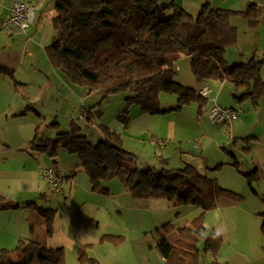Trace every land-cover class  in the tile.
Segmentation results:
<instances>
[{
  "label": "trees",
  "instance_id": "trees-1",
  "mask_svg": "<svg viewBox=\"0 0 264 264\" xmlns=\"http://www.w3.org/2000/svg\"><path fill=\"white\" fill-rule=\"evenodd\" d=\"M235 19L255 28L260 22L261 10L255 3H249L243 10L215 8L207 3L195 16L176 3L163 0H55L51 19L54 34L45 50L52 65L71 84L86 88V94L101 92L104 99L126 94L125 103L136 104L144 115L164 114L192 103L201 108L206 103L196 89L177 80L176 63L184 56L190 58L197 84L228 81L234 87L232 98L237 104L250 99L257 105L264 95V55L237 60L233 65L225 60L227 50L235 47L238 40ZM3 72L0 68V73ZM160 93L175 95L176 106L160 107ZM83 120L94 123L90 111ZM128 121V117H123L125 125ZM69 127V132H57L53 140L40 139L36 132L30 141L31 149L49 157L56 154L58 147L74 154L94 192L107 194L108 189L102 183L118 178L134 200L163 199L175 211L188 206L198 209L199 215L190 225L177 228L167 222L153 231L154 247L163 264H201L198 248L201 240L205 251L216 254L221 237L211 233L202 239L203 215L217 208L224 199L240 204L242 196L220 186L215 178L191 165L159 170L139 167L135 155L121 149L113 139L114 133L106 127L99 126L101 137L96 143L80 134L82 128L74 120ZM244 176L251 192L257 196L252 187L258 180L256 170ZM17 208L10 199L0 195V212ZM37 209L43 237L21 240L13 250H0V264H65L64 250L48 248L44 241L52 235L55 210ZM260 215L264 233V213ZM33 225L31 221V230ZM108 239L112 243L119 240L114 236ZM262 251L264 254V247ZM76 264L100 263L88 255L87 247H82L77 251ZM211 264L228 263L214 258Z\"/></svg>",
  "mask_w": 264,
  "mask_h": 264
},
{
  "label": "rangeland",
  "instance_id": "rangeland-1",
  "mask_svg": "<svg viewBox=\"0 0 264 264\" xmlns=\"http://www.w3.org/2000/svg\"><path fill=\"white\" fill-rule=\"evenodd\" d=\"M26 2L34 7V19L35 17L36 20L51 19V12H48L52 8L50 0H44L40 3L41 5H44L41 14L38 11L39 9L36 11L35 1L29 2L26 0ZM263 2L264 1L262 0L261 3ZM193 12L194 14L192 15L196 16L197 12ZM7 19L8 17L5 20ZM52 30V24L49 28L44 26L42 27V32L40 31L37 37L36 35L29 37L36 43V46L27 48L31 53L33 52L32 54H34L33 57L35 58L36 63L34 59L27 54L25 57L26 65H32V67L35 68L37 64V67L42 71L43 76L49 75L46 71L47 68L50 67V64L53 67V69H51V76L49 75L51 82L47 83L45 88H41L40 90L35 88L32 90L31 96H34L38 92L33 98V101H25L22 94L16 91V85L1 77L3 75L8 76V74L6 72L0 73V146H3L4 142L9 144L10 147L18 146L21 140L27 137L31 138L36 132H38V137L40 139L53 140L57 136V132H69L70 122L74 120L82 128L80 134L85 135L86 138L93 143H96L98 138L101 137L99 126L106 127L112 132L115 131L117 135L121 136L123 148L137 156L139 167H151L155 170H159L162 167L166 169L182 168L183 164L180 161V156L184 161L182 153L190 151L193 141L197 139L195 138V135L200 127L198 126V119L200 117H198L195 104H188L183 106L180 110H171L164 114L145 115L150 116L149 121L147 119L146 121H143L147 117H142L133 121L135 117L141 114L140 107L136 104L127 105L124 101L126 94L118 93L105 99L101 92L86 94V88L80 85L71 84L66 79L65 75L52 65L45 50V47L48 45L45 44V47L42 48L37 46L38 42L42 39V35L44 34L45 36V34L48 33L49 37ZM237 31L238 38L243 36L239 27L237 28ZM254 36L255 38L250 30L247 31L246 37L242 38L240 41V48L247 53L249 47L252 44H255L258 51L257 53H261L259 54V57H262L264 55L262 53L264 52V7H262L261 19ZM22 38L23 41L28 39L25 36ZM236 47L237 45L228 49L225 54V60L229 65H233L232 63H235L237 60L244 59L239 56V53L237 56L235 55ZM10 48H12L11 50H18L19 48L22 49V45L17 43L14 47ZM248 56H250V54H248ZM262 76H264V70L262 71ZM211 83L212 80L207 83V86L210 87ZM160 95H163L162 99H160ZM262 96L263 97L260 98L257 105H255L250 99L244 100V106H242V109H239L240 105L237 104L240 117L243 118L246 113L248 124L251 127L257 128L256 132L259 134V139L243 141L240 140L241 138H238L234 146V143L231 141L234 138H231L228 145L221 148V153L225 151L227 153H232L233 156H230V160L226 162L225 165H220L221 168L216 172L218 179L217 183L222 187L239 194L242 196L243 200L236 207L224 211L230 213L228 220L219 219L217 215H222V212L216 208L203 215L202 224L205 228V232L202 239L208 237L211 233H216L221 236V245L214 255L212 252L204 250L203 241L201 240V242L198 243L201 264H211L214 258L220 263H226L230 258L236 257V255H240L250 261H254L256 258L257 260H260V257L264 258L262 251V246H264V233L260 226L262 221L260 214L264 213V200L262 202V197L264 199V192H261L264 187V180H260L259 174L261 173V169H257V183H252V187L258 192V195L255 196L251 192L247 179L244 176V173L252 170V165L258 167V164L262 165L264 163V146H254L251 149V144H259L260 142L264 143V95ZM36 99L37 102L35 101ZM34 101L37 104V108H29L31 107L30 104H33ZM159 103L160 107L163 108L174 107L175 96L171 93H160ZM9 105L20 106L17 112H10V110L7 109ZM82 109L86 112H91L94 123L87 124V122L80 117ZM17 113H20V115H17ZM12 114L15 115L12 116ZM123 117H128L130 122L133 121V124L140 126L129 138L126 137L127 134H125V131L128 129L125 128L128 124L127 126L125 125ZM209 123L211 122L209 121ZM213 125L220 130L221 134H227L230 131L229 129L233 126V124L230 126L219 124ZM142 131H146V134L143 137H139ZM249 131L254 130H248L246 132L244 130V132L238 135H244ZM151 138L165 141L167 143L165 147L168 148L167 151L159 149L157 145L151 142ZM27 145L29 147V142ZM39 156H44L38 157L36 160L35 164H37V169L39 170L51 166V160L54 156H56L54 159H57L61 166H63L65 160L68 162L71 160L79 162L74 154L68 153L62 147H58L56 154L53 157H50V159L48 158V155L43 153H40ZM5 163L7 168L12 170L18 168V162L16 161H5ZM21 167H23V164H21ZM240 171L246 172H243L242 174ZM82 172H84L83 169ZM65 182L66 181H64L63 184H65ZM74 182L78 184L80 188L86 187L89 182V192L92 191L90 180L85 172L80 173L79 178ZM102 186L108 189L107 194L109 196L126 193L118 178L103 182ZM92 192L100 194L94 191ZM57 198L59 197L53 196V192L48 185L40 186V190H38L35 198L37 202H35L33 207H29L28 210L34 211L38 207L44 209L54 208L52 203H54L55 200H58ZM99 200V205H102L104 199H101L100 197ZM104 207L107 213L105 215L107 224H115L118 226L121 221L118 215L115 217L111 213V205L105 203ZM170 207V212L166 216V219L168 220L166 221L172 223L174 226L183 222H187V225H190L199 215L198 209H191L188 211L176 209L175 211L174 208H172V204ZM177 211H179V215H176ZM149 214L154 215V212L150 211ZM122 223L125 224V220L122 221ZM135 231L134 227H129V230L125 232L111 233L114 237L119 238L118 241H113L117 242L114 243L113 246H116L115 244H117V246H119L118 248L122 249L123 246L124 248H127L132 245L135 247L142 245L145 252L153 253L152 257H155L157 253L154 247L155 239L153 231L151 230L149 234L143 236L137 234ZM171 237L172 236L170 235L169 238L171 239ZM148 245H150V247ZM125 259L127 258L123 257V261ZM256 263L259 262L257 261Z\"/></svg>",
  "mask_w": 264,
  "mask_h": 264
},
{
  "label": "crops",
  "instance_id": "crops-1",
  "mask_svg": "<svg viewBox=\"0 0 264 264\" xmlns=\"http://www.w3.org/2000/svg\"><path fill=\"white\" fill-rule=\"evenodd\" d=\"M12 1L13 0H0V24L8 17ZM27 1H35L36 11L39 9L38 11L41 14L44 5H41L40 3L44 0ZM163 1L174 2L191 14H194L193 11L198 13L202 5L207 3L210 4L211 7L230 10H243L249 3H255L260 8V10H262V7H264V2L261 3L262 0ZM50 3H52L51 6L53 9L51 8V10L48 12H51L50 15L52 19L54 15L55 0H50ZM51 19L36 20L35 17L34 22L30 26L27 34L24 35L15 31L4 30L0 25V68L4 69L8 74V76L3 75L1 77L10 83H14L17 87L16 91L22 94L23 98H25V101H33V98L37 95L38 92L34 96H31L32 90L35 88L38 90L45 88L47 83L51 82L50 74L52 71L51 69H53L51 64V68H47L46 71L50 76H43L42 71L38 69L39 67H37V64L36 67L33 68L32 65H26L25 62V57L27 54L30 55L35 61V58L33 57L34 54H32L33 52L31 53L27 48L36 46V43L29 37L32 35H36L37 37L39 32H42V27L44 26L49 28L52 24ZM234 23L237 28L239 27V30L243 34V36L238 38V42L236 44L237 47L235 48V55L237 56L239 53V56L244 59H247L253 55L259 57V54L261 53H257L258 51L255 44H252L249 47V51L247 53L240 48V41L242 38L246 37L247 31L250 30L253 34V37L255 38L254 33H256L258 26L251 28L245 21L239 19H235ZM53 34L54 30H52V33L49 37L48 33H46L45 36L43 34L42 39L38 42L37 46L42 48L45 47V44L49 45L52 41ZM23 36L27 37L28 39L23 41ZM17 43L22 45V49L19 48L18 50H11L12 48L10 47H14ZM262 53L264 54V52ZM248 54H250V56H248ZM176 77L180 84L194 88L197 91L204 87H208L210 89L209 96L205 97L206 103L202 104L201 108L198 106V104L194 103L198 112V117H200L198 119V126L200 127L198 128V132L195 135V138L197 139L193 141L192 148L189 152L182 153L184 161L182 160L181 156L180 161L182 162L183 167L186 165H191L199 172L204 173L209 177L215 178L218 182L216 172L221 168L220 165H225L226 162L230 160V156H233L232 153H227L225 151L221 153V148L228 145L231 138H234L231 140L234 143V146L238 138H241L240 140L243 141L259 139V134L256 132L257 128L251 127L248 124L246 113L243 118L240 117L237 103L232 99V95L235 90L230 82L212 80L210 87L207 86V83L203 85L197 84L191 72L190 58L187 56L182 57L176 63ZM162 97L163 95H160V99H162ZM211 98H214L219 106L224 108H232L237 111L238 117L233 123L230 124H233V126L229 129L230 131L227 134H221L220 130L215 125L209 123L208 112L211 107ZM35 101L37 102V99ZM35 101L33 104H30L31 107L29 108H37ZM243 102L239 103V109H242V106H244ZM176 104L177 97L175 96V106ZM19 106L20 105H9L7 109L10 110V112H17ZM15 114H12V116ZM17 115H20V113H17ZM142 117H147L143 121H146V119L149 121L150 116H145L142 113L135 117L133 121H136ZM133 121H129V123H127L128 126H125V129L128 128L127 131H125V134H127L126 137L128 138L134 134L137 128L140 127L133 124ZM230 125L223 124V126ZM244 130L245 132L248 130L254 131H249L244 135L239 136L238 134H241L244 132ZM113 133V139L117 142L121 149H123L126 153L134 155V153H131L123 148L121 136L117 135L115 131ZM35 134L36 133H34L31 138L27 137L21 140L18 146L10 147L9 144H6L5 142L3 146H0V194L9 198L13 204L18 206L17 209H9L0 212V250L15 249L21 240L25 241L32 238L41 239L43 237L42 219L39 216L37 209L35 208L36 210L34 211L28 210L29 207H33L35 202H37L35 198L38 190H40V186L48 185L45 183L42 176V171L45 168H41V170H39L37 169V164H35L38 157H44L39 156V154L43 152L33 150L30 146V141L35 137ZM145 134L146 131H142L139 137H143ZM28 142L30 149L27 145ZM151 142L157 145L161 150L167 151L168 149L165 148L167 143L163 140L151 138ZM254 146L262 147L264 146V143L260 142L259 144H251V149ZM54 157L51 160V166H55L62 175L63 187L61 192L56 193L53 191L52 187L48 185L53 192V196L59 197L57 198L58 200H55L54 203H52V206H54L53 209L55 210L52 222V235L45 238L44 240L45 245L48 248H62L66 255L65 264H76L77 251L82 247H87L88 255L95 258L100 264H163L164 261L157 251L156 256L152 257L153 253L145 252L142 245H138L136 247L132 245L131 247L127 248H124L123 246L122 249H120L118 248L119 246H117V244H115L116 246H113L114 243L108 239V236H113L111 233L125 232L129 230V227H134L136 230L135 232L141 236L149 234L151 230L153 231L157 227L167 223L166 220L168 219H166V216L170 212L171 208V204L169 202L163 199L134 200L127 193L109 196L108 194H96L92 191L89 192V182L87 183L86 187L82 188H80L79 185L74 182L79 178L80 173H84L82 172L79 162H76V160H71L69 162L65 160L63 162V166H61L58 160L54 159ZM135 157L137 158L136 155ZM48 158L50 159V157ZM5 161L18 162V168H13L14 170L7 168ZM21 164H23V167H21ZM251 168L256 171L257 169H261L259 177L260 180H264V163L262 165L258 164V167L256 165H252ZM240 172L242 173L245 171ZM64 181H66L65 184H63ZM261 192H264V187L262 188ZM100 197L101 199H104L102 205H99ZM263 200L264 199L262 197V202ZM31 203L32 205H28ZM105 203H109L111 205V213L115 217L117 215L119 216L121 223L118 226L115 224H107L105 216L107 213L104 207ZM237 205L238 204H232L225 199L221 200L216 209L222 212V215L218 214L217 217L219 219L228 220L230 213L224 211L229 210L232 207H236ZM181 209L188 211L196 208L188 206L180 208V210ZM150 211H153L154 215L149 214ZM124 220L125 224L122 223ZM31 221L34 223L32 230L29 227V223ZM175 226L177 228L187 226V222H183ZM148 246L150 247V245ZM263 247L264 246H262V249ZM123 257L127 258L129 262L127 259L123 261ZM257 261L259 263H256ZM226 263L264 264V258L260 257V260H257L256 258L254 261H250L247 258L245 259L240 255H236V257L230 258Z\"/></svg>",
  "mask_w": 264,
  "mask_h": 264
},
{
  "label": "built area",
  "instance_id": "built-area-1",
  "mask_svg": "<svg viewBox=\"0 0 264 264\" xmlns=\"http://www.w3.org/2000/svg\"><path fill=\"white\" fill-rule=\"evenodd\" d=\"M33 19V6L28 4L26 0H13L8 19L1 22L0 25L6 30L26 33L29 26L33 23ZM197 92L199 96L205 98L209 96L210 89L204 87ZM210 101L211 107L208 112V118L212 124L230 125L237 119L238 115L236 110L219 106L214 98H211ZM80 113V117L83 119L86 111L81 110ZM42 176L45 183L50 185L56 193L61 192L63 178L55 166L45 168L42 171Z\"/></svg>",
  "mask_w": 264,
  "mask_h": 264
}]
</instances>
